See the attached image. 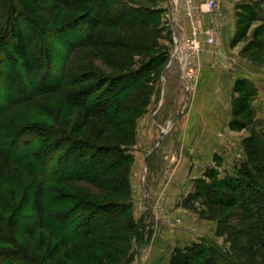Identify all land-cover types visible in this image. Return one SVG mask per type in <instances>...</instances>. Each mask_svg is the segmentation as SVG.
Returning a JSON list of instances; mask_svg holds the SVG:
<instances>
[{
	"label": "rangeland",
	"instance_id": "rangeland-1",
	"mask_svg": "<svg viewBox=\"0 0 264 264\" xmlns=\"http://www.w3.org/2000/svg\"><path fill=\"white\" fill-rule=\"evenodd\" d=\"M11 4L22 13L25 28L38 33L34 41L37 48L40 47L37 49L38 53L51 68L45 75H35L34 83L38 84L37 87L42 88L41 90L45 88L52 90L55 87L59 90L40 94L23 104L12 106L5 114L8 123L17 128L24 126L28 130H30L29 125H35V129L38 125L43 127V130L50 127L49 132L56 131L61 136L67 134L74 139L102 143L110 147L116 146L128 156L126 176L129 193L123 206H129L122 218L124 220L132 218L135 225L131 231L115 226L109 232V236L118 242L113 244L107 240L101 242L113 249L110 252V260L113 263L102 261L100 255L96 260H101V264H121L123 260H126L125 264L151 262L168 264L176 249L190 246L203 239L214 242L222 250H232L229 234L250 224L252 220L244 217V212L237 206L230 205L228 196L216 195L217 202L221 200L228 202V205L223 207H219L215 202L209 203L205 191L209 184L220 188L217 177L236 174L241 162L247 157L243 141L244 156L237 161L231 160V172L220 175L213 168L207 170V173L201 177L203 179L195 180L192 189L194 193H189L174 203L166 192L164 171L171 168L177 158L176 155L174 157L176 144L173 135L170 134L172 116L164 109L165 102L171 104L172 100L166 93L163 94L162 90L166 92V87L161 89L160 84V78L166 72L172 74V80L175 79L174 72H169L173 66L165 68L166 54L173 49L174 36L177 37L175 29L177 25L174 23L173 27L172 22L175 13L171 11V0H99L95 12L98 13L101 23L89 35L83 29L69 31L70 28H65L67 25L72 26L82 21L83 15L65 10L60 0H0L1 33L4 32L7 11ZM247 6L253 15L251 18L242 16V31L245 34L253 25L254 28L246 38H252L254 43L260 42L264 39V32L258 30L264 22L262 16L264 0H255L254 6L250 4ZM256 8H259L261 13ZM180 13L181 10H178V16L181 15ZM128 16L135 17L139 24H132V17L128 18ZM126 20L127 22L123 24L122 22ZM0 48L4 53L9 52L6 42L1 43ZM44 51L47 53V58L44 56ZM252 52L259 54L260 57L264 56V51L252 49ZM159 60L161 61L157 64ZM147 62L157 64L158 67L148 69L152 64L145 67ZM144 71L147 72L141 76ZM123 84H127L128 87L119 94L117 121H111V125L97 122L93 118L85 121L83 109L71 108L65 103V96L94 101L99 99L104 91L115 90ZM160 99H165V102L158 107ZM154 119L163 125L166 122L164 126L169 131V136L160 145L155 144L158 132L152 124ZM250 126L251 129L245 131L246 136L254 134L260 140V147H264V122L251 120ZM29 133L30 131L26 132ZM45 144V139L38 140L24 152L33 153ZM9 167L13 169L12 165H4L0 162L2 170ZM17 172L22 179L20 183L22 186L17 190L18 210L0 209V213L15 224L11 237L18 246L23 247L30 258H33L32 264H75L76 261L79 262L78 264H97L91 256L86 257V252L90 249L76 251L72 250L71 245L67 248L74 254V259H63L61 251L53 259H47L46 250L54 239L44 232V246L39 249L38 234L29 239L21 232L20 216L29 213L24 185L30 177L25 176L21 171ZM198 180L201 182L199 183ZM70 184L72 188H66L65 183L57 186L49 182L46 184V190L57 188L60 192H69L83 201L81 205L85 208L84 212L91 210L85 199L86 191L97 192L96 188L79 181ZM7 188L8 184H0V201L6 207L10 205L6 196ZM196 188L200 190L195 193ZM84 212L80 211L75 216L82 217ZM222 221L223 223H220ZM189 223L192 227L189 228L190 233L182 229ZM156 236L165 240L167 238L175 244L174 246L164 244L159 258L149 260L148 252L152 243L156 241ZM1 244L3 243H0V246H7Z\"/></svg>",
	"mask_w": 264,
	"mask_h": 264
},
{
	"label": "trees",
	"instance_id": "trees-1",
	"mask_svg": "<svg viewBox=\"0 0 264 264\" xmlns=\"http://www.w3.org/2000/svg\"><path fill=\"white\" fill-rule=\"evenodd\" d=\"M98 1L60 0L65 10L83 15L82 21L72 26L67 25L65 28H70L69 31L83 29L89 35L101 23L98 13L95 12ZM245 8L246 13L243 16L251 18L253 14L248 7ZM130 17L132 16H128ZM23 21L20 10L11 4L7 11L4 32H0V46L1 43L6 42L9 49L8 54L0 48V162L4 165H12L15 169L12 173L13 169L11 170L10 167L5 168L6 170L0 168V184H8L6 196L10 202L6 207L0 201V209L18 210L17 190L22 186H20L22 179L17 171H21L25 176L30 177L24 185L29 213L20 216L21 232L29 239L38 234L39 249L44 246V232L54 239L46 250L47 259H53L59 251L62 252L63 259H74V254L67 248L71 245L72 250L76 251L90 249L89 254L86 252V257L91 256L96 260L100 255L102 261L113 263L110 260V252L113 249L110 246H107V249L101 242L107 240L111 244L117 243V240L109 236V232L115 226L131 231L135 225L132 218L125 220L122 218L129 206H123L129 193L126 176L128 156L116 146L110 147L102 143L74 139L67 134L61 136L56 131L49 132L50 127L43 130L44 128L38 125L36 129L35 125H29L30 130H28L24 126L17 128L8 123L5 114L12 106L23 104L40 94L59 90L57 87L52 90L49 88L41 90L42 88H38V84L34 83L35 75H45L51 68L38 53L37 49L40 47L37 48L34 42L38 33L26 29ZM126 22L127 20L122 23ZM131 23L139 24L135 17H132ZM263 24L258 29L261 33L264 32ZM252 49L264 51V39L256 43L251 40L246 46V52L252 58L264 59V56L254 54ZM44 56L48 57L45 51ZM168 58L169 53L166 54V62ZM150 64L152 63L147 62L145 67ZM157 64H152L148 69L157 68ZM146 72L144 71L141 76ZM118 87L115 90L104 91L100 98L94 101L65 96V103L71 108L83 109L85 121L93 118L97 122L111 125V121H117L119 94L128 86L123 84ZM234 90L238 96L234 100L230 125L236 129L248 125L247 127L251 129L250 100L254 95V88L248 80L239 78ZM27 131L30 133L26 134ZM41 139H45L46 144L40 150L33 153L24 152L26 148ZM243 145L247 157L241 162L236 174L217 177L220 188L209 184L205 195L209 203L215 202L219 207L228 205V202L225 200L217 202L216 195L230 197L229 204L237 206L244 212V217L250 218L252 222L229 234L232 250H222L214 242L203 239L190 246L176 249L168 264H264V147H260V140L254 134L244 137ZM113 149L115 152H111ZM77 181L96 188L97 192L86 191L87 198H85L93 210L84 212L85 208L81 205L83 201L69 192H60L57 188L46 190V184L49 182L57 186L65 183L66 188H72L70 183ZM199 190L196 188L195 193ZM191 196L193 197L194 194ZM120 207L123 209L119 210ZM80 211L84 212V215L75 216ZM8 219L0 213V243L7 245L0 246V264H32L33 258L27 255L22 246H18L13 241L11 232L15 224ZM100 261L96 260V263L101 264ZM125 261L123 260L121 264H125Z\"/></svg>",
	"mask_w": 264,
	"mask_h": 264
},
{
	"label": "crops",
	"instance_id": "crops-1",
	"mask_svg": "<svg viewBox=\"0 0 264 264\" xmlns=\"http://www.w3.org/2000/svg\"><path fill=\"white\" fill-rule=\"evenodd\" d=\"M177 1L171 0V11L175 13L173 27L174 23L177 25L173 48H184L193 30L196 31L194 39L197 47L185 69L192 74L189 91L184 87L180 67L175 60L167 61L165 66H173L169 72H174L175 79L172 80V74L168 72L160 78L161 89L166 87V92L162 90L163 94L166 93L172 100L171 104H166L165 99H160L158 107L165 102L164 109L172 116L170 134L176 144L174 157L176 155L177 158L171 168L162 172H165L166 192L173 203L192 193L195 180L203 177L207 170L213 168L223 175L231 172L232 159L243 158L242 141L249 127L236 129L230 125L234 100L238 96L234 90L237 79L243 78L252 84V120L264 122V59L256 60L246 52L248 42L253 40L246 38L253 25L245 34L241 32L245 7L248 4L254 6L255 0H218L219 9L213 13L206 9V0H191L198 22L186 16L184 0H179L178 6ZM178 10H181L179 16ZM262 16L264 18V14ZM210 31L214 33L213 44L207 40ZM152 124L158 132L155 144L160 145L169 136L164 126L166 122L163 125L154 119ZM189 228H192L190 223L182 229L190 233ZM164 244L174 246L175 243L157 237L150 246L148 259L159 258Z\"/></svg>",
	"mask_w": 264,
	"mask_h": 264
},
{
	"label": "built area",
	"instance_id": "built-area-1",
	"mask_svg": "<svg viewBox=\"0 0 264 264\" xmlns=\"http://www.w3.org/2000/svg\"><path fill=\"white\" fill-rule=\"evenodd\" d=\"M205 7L211 13L216 12L219 9V2L218 0H206ZM184 9H185L186 16L192 19V21L198 22V19L194 14L195 8L192 5L191 0H184ZM195 32L196 31L193 30V33L188 37L184 48L182 47L173 48L170 51L169 58H168L169 62H171L172 60H175L178 62L179 67H180L179 69H180L182 81H183L186 91H189V79L191 78L192 74L189 72L187 73V71L185 72V69L188 67L193 51L197 47L195 43V39H194ZM207 40L210 44L214 43L215 38H214V33L212 31L208 32ZM184 73L186 75V79H185Z\"/></svg>",
	"mask_w": 264,
	"mask_h": 264
},
{
	"label": "bare ground",
	"instance_id": "bare-ground-1",
	"mask_svg": "<svg viewBox=\"0 0 264 264\" xmlns=\"http://www.w3.org/2000/svg\"><path fill=\"white\" fill-rule=\"evenodd\" d=\"M181 48V47H180ZM183 72H184V70H183ZM184 76H185V79H186V75H185V73H184Z\"/></svg>",
	"mask_w": 264,
	"mask_h": 264
}]
</instances>
